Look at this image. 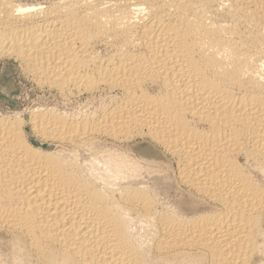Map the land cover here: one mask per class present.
<instances>
[{
	"label": "bare ground",
	"instance_id": "1",
	"mask_svg": "<svg viewBox=\"0 0 264 264\" xmlns=\"http://www.w3.org/2000/svg\"><path fill=\"white\" fill-rule=\"evenodd\" d=\"M0 58L91 106L0 112V264H264V0H0Z\"/></svg>",
	"mask_w": 264,
	"mask_h": 264
},
{
	"label": "rangeland",
	"instance_id": "2",
	"mask_svg": "<svg viewBox=\"0 0 264 264\" xmlns=\"http://www.w3.org/2000/svg\"><path fill=\"white\" fill-rule=\"evenodd\" d=\"M17 65L18 63L14 60L0 58L1 113L12 114L15 112H20L23 113L24 117L27 119L30 115L31 110L39 107H52L57 104V107L60 106V108H63V106L65 105L67 109L69 108L71 110H78L79 107V110H81L82 108V111L91 109V106L85 102L86 100H84L85 95L80 97H71L67 101L68 103L66 102V104H64V101L62 100V102L61 98L54 91L38 88L28 77L24 76L21 68L19 67V65ZM83 100L84 105L82 104ZM67 104L69 106H67ZM26 129L28 131L30 140L33 141L36 146H42V148L45 149H48L50 147H52V149L58 148V144H56L55 142H41V140L36 136L34 137L33 135H31L28 126ZM100 141L99 143L103 144L101 145L102 150H126L130 148L131 150H134L138 157L146 158L148 160L163 161L160 151L147 139L134 138L130 141L119 143V141L117 140L104 137ZM171 194V198L173 200H177L178 203L181 204V206L190 207V205L185 200L179 198L176 193L174 194V192H171Z\"/></svg>",
	"mask_w": 264,
	"mask_h": 264
}]
</instances>
